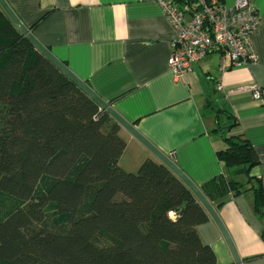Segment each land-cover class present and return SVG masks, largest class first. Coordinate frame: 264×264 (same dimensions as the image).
<instances>
[{
    "label": "trees",
    "instance_id": "trees-1",
    "mask_svg": "<svg viewBox=\"0 0 264 264\" xmlns=\"http://www.w3.org/2000/svg\"><path fill=\"white\" fill-rule=\"evenodd\" d=\"M119 128L0 9V264H216L204 207L160 162L123 170ZM222 140L223 173L199 189L210 203L251 189L264 217L251 144Z\"/></svg>",
    "mask_w": 264,
    "mask_h": 264
},
{
    "label": "crops",
    "instance_id": "crops-1",
    "mask_svg": "<svg viewBox=\"0 0 264 264\" xmlns=\"http://www.w3.org/2000/svg\"><path fill=\"white\" fill-rule=\"evenodd\" d=\"M18 19L55 57L198 187L223 173L216 151L223 137L241 136L258 163L250 185L264 189V0H248L259 15L253 34L254 63L222 64L212 52L180 79L169 69L175 29L155 0H5ZM233 5L234 0H222ZM262 94L255 99L250 89ZM216 129V130H215ZM119 166L136 172L147 158L159 162L122 127ZM234 180L246 183L245 174ZM212 206L242 264H264V217L254 212L253 191L228 192ZM216 264H235L209 218L196 226Z\"/></svg>",
    "mask_w": 264,
    "mask_h": 264
},
{
    "label": "built area",
    "instance_id": "built-area-1",
    "mask_svg": "<svg viewBox=\"0 0 264 264\" xmlns=\"http://www.w3.org/2000/svg\"><path fill=\"white\" fill-rule=\"evenodd\" d=\"M173 28L169 69L174 79L182 78L212 52H218L231 65L254 63L257 55L253 34L259 15L248 0H194L193 4L174 0H155ZM255 99L262 97L258 87L251 86Z\"/></svg>",
    "mask_w": 264,
    "mask_h": 264
},
{
    "label": "water",
    "instance_id": "water-1",
    "mask_svg": "<svg viewBox=\"0 0 264 264\" xmlns=\"http://www.w3.org/2000/svg\"><path fill=\"white\" fill-rule=\"evenodd\" d=\"M0 9L5 13V15L10 19L18 31L31 43V45L43 55L49 62H51L61 73H63L71 82H73L83 93H85L90 99H92L100 109L108 113V115L123 129L129 132L133 137H135L144 147H146L157 160L168 167L178 179L192 192L200 204L204 207L209 217L215 223L219 229L223 239L225 240L229 251L232 255L235 264H242L236 249L233 245L231 238L229 237L227 230L225 229L223 223L219 219L215 208L209 202V200L204 196L202 191L197 185H195L185 173L164 153L155 148L149 141H147L136 129L135 127L121 117L111 105L103 100L95 91L91 89L87 83L79 79L68 67L67 65L59 60L52 52L45 47L31 32V30L26 27L11 10L9 5L5 0H0Z\"/></svg>",
    "mask_w": 264,
    "mask_h": 264
},
{
    "label": "clouds",
    "instance_id": "clouds-1",
    "mask_svg": "<svg viewBox=\"0 0 264 264\" xmlns=\"http://www.w3.org/2000/svg\"><path fill=\"white\" fill-rule=\"evenodd\" d=\"M169 215H172L171 213ZM174 218V217H173Z\"/></svg>",
    "mask_w": 264,
    "mask_h": 264
}]
</instances>
